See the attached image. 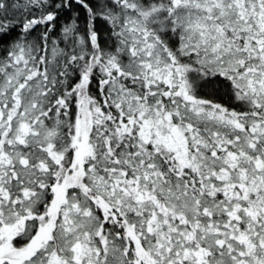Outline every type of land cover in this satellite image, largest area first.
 <instances>
[{"label":"snow or ice","instance_id":"6c2138e0","mask_svg":"<svg viewBox=\"0 0 264 264\" xmlns=\"http://www.w3.org/2000/svg\"><path fill=\"white\" fill-rule=\"evenodd\" d=\"M0 264H264V0H0Z\"/></svg>","mask_w":264,"mask_h":264}]
</instances>
